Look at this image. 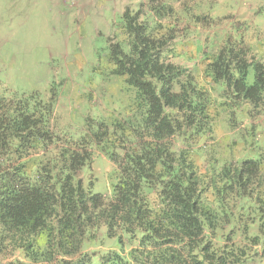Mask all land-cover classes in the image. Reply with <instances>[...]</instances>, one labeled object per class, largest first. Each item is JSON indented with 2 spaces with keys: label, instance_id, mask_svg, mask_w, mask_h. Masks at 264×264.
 Returning <instances> with one entry per match:
<instances>
[{
  "label": "trees",
  "instance_id": "1",
  "mask_svg": "<svg viewBox=\"0 0 264 264\" xmlns=\"http://www.w3.org/2000/svg\"><path fill=\"white\" fill-rule=\"evenodd\" d=\"M179 1L180 14L192 15ZM167 2L149 0L143 21L140 11L127 9L125 48L111 45L115 72L146 105L128 128L113 124L122 131L117 143L125 128L136 142L121 160L109 154L117 166L112 200L78 178L92 162L90 140L103 142L106 124L92 137L61 139L50 130V105L0 99V238L16 243L27 260L13 264H264L262 154H233L220 166L215 151H204L221 115L235 123L232 104L264 111V61L248 62L241 46L227 42L205 69L209 86L196 82L164 60L172 37L161 34L160 21L178 14ZM211 85L219 88L218 103ZM98 238L118 250L94 261L85 250Z\"/></svg>",
  "mask_w": 264,
  "mask_h": 264
},
{
  "label": "rangeland",
  "instance_id": "2",
  "mask_svg": "<svg viewBox=\"0 0 264 264\" xmlns=\"http://www.w3.org/2000/svg\"><path fill=\"white\" fill-rule=\"evenodd\" d=\"M148 1L0 0V99L16 102L24 97L29 104L50 105V130L61 139L92 137L100 131L99 123L106 124L104 141L90 140L92 162L78 178L107 202L113 198L117 171L109 154L114 152L121 160L131 150L136 140L127 138L133 135L126 129L127 121L135 122L146 108L126 76L115 72L111 45L119 44L124 50L123 14L127 9L131 14L140 11L139 21H143L150 14ZM184 1L190 13L194 10L192 15L180 14L179 0H168L178 14L160 21L161 34L172 37L163 51L166 62L180 66L207 87L205 69L227 42L241 46L248 62L264 61V0ZM199 15L210 21L196 20ZM210 89L212 99L221 101L219 88L211 85ZM232 108L235 123L226 122L228 113L221 115L204 151H215L220 166L230 162L233 154L249 155L251 150L264 158V111L243 102ZM115 121L126 127L119 143L122 131L115 129ZM36 159L37 152L29 157L27 168ZM109 249L118 250L114 241L98 238L85 252L96 261ZM15 261L27 262L16 243L0 238V264Z\"/></svg>",
  "mask_w": 264,
  "mask_h": 264
}]
</instances>
